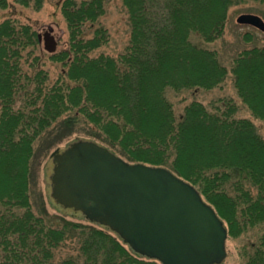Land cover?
<instances>
[{
	"label": "trees",
	"instance_id": "trees-1",
	"mask_svg": "<svg viewBox=\"0 0 264 264\" xmlns=\"http://www.w3.org/2000/svg\"><path fill=\"white\" fill-rule=\"evenodd\" d=\"M122 2L130 37L113 58L92 56L108 41L98 24L105 0L62 1L68 47L51 54L62 65L51 85L40 68L20 67L36 48L37 33L9 18L0 24V264H159L106 225L90 220L95 226H84L33 210L30 166L45 135L83 133L130 162L172 170L197 188L230 236L264 227V141L250 120L236 117L235 105L225 100L210 108L192 102L176 118L165 97L168 88L211 89L223 81L227 70L215 51L190 36L215 40L233 0ZM232 74L242 102L264 120V47L243 51ZM68 241H77V255L58 258L56 250ZM251 247L241 264H264V232Z\"/></svg>",
	"mask_w": 264,
	"mask_h": 264
},
{
	"label": "water",
	"instance_id": "water-1",
	"mask_svg": "<svg viewBox=\"0 0 264 264\" xmlns=\"http://www.w3.org/2000/svg\"><path fill=\"white\" fill-rule=\"evenodd\" d=\"M236 21L264 31L257 15L241 14ZM51 31L37 35L49 53L57 45ZM52 157L58 203L108 226L137 253L161 264L224 259V222L189 182L162 167L125 162L90 141L71 143Z\"/></svg>",
	"mask_w": 264,
	"mask_h": 264
},
{
	"label": "rangeland",
	"instance_id": "rangeland-1",
	"mask_svg": "<svg viewBox=\"0 0 264 264\" xmlns=\"http://www.w3.org/2000/svg\"><path fill=\"white\" fill-rule=\"evenodd\" d=\"M19 1L7 0V7L5 9L0 8V24L9 18L15 25H29L31 30L37 34H42L51 28V35H53L57 43L55 52L68 47V30L60 11V5L63 0H27V5ZM241 14L257 15L264 22V0H233L231 6L226 11L222 33L213 41L204 42L200 36L195 34L190 36L192 43L197 44L199 47L215 51V57L218 63L225 66L227 70L223 81L211 89L195 88L175 91L168 88L166 89L165 97L171 104L176 118H179L183 114L185 107L192 102H199L207 108H210L212 105L222 107L224 100L232 101L236 107L235 116L250 120L257 134L264 141V120L254 117L242 102L235 88L234 75L232 74L234 60L243 51L255 47H264V31L250 25L237 23L236 19ZM98 24L106 30L108 41L99 49H96L92 53V56L104 54L117 58L125 51L130 37L128 14L122 0H105V14L99 19ZM91 31H89V34H91ZM28 57L24 56L20 62V67L23 68L22 70L29 72L32 66L40 68L47 75L45 81L47 85L53 84L62 72V65L51 60V53L45 50L43 40L41 43H37L36 48L30 57ZM34 57L36 59L32 61ZM25 59H27V62ZM18 105L20 103L16 107ZM86 131L93 132L91 128ZM83 140L94 142L107 148L125 162L134 163L127 160L116 149L106 143L86 137L83 133H77L63 139H57L54 135H45L36 142V151L32 165L30 166V186L32 185L31 204L35 212L44 210L50 217H63L66 220L79 223L80 225L93 226L94 224L88 218L85 219L79 215H70L66 211L62 212L52 204V202L55 205L59 204L60 208H63L55 199L52 192V155L56 150L67 147L66 145H69L70 141H74L73 143H75ZM165 169L175 175L172 170ZM64 209L71 208L64 207ZM224 225L226 227L225 222ZM263 232L264 227L256 225L249 227L246 231L235 237L227 234L225 257L221 262L215 264L243 263L245 260L244 256L247 257L251 252V245L259 243ZM77 241H68L62 247L58 248L55 252L56 256L61 259L69 255H77Z\"/></svg>",
	"mask_w": 264,
	"mask_h": 264
}]
</instances>
